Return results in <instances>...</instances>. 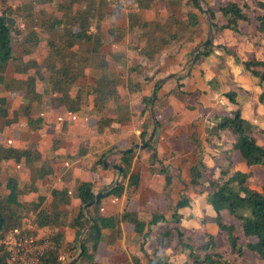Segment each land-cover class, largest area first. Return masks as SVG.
I'll return each instance as SVG.
<instances>
[{"label":"trees","instance_id":"16d2710c","mask_svg":"<svg viewBox=\"0 0 264 264\" xmlns=\"http://www.w3.org/2000/svg\"><path fill=\"white\" fill-rule=\"evenodd\" d=\"M151 1L153 0H134L133 4L136 6H129L131 10L129 31L134 27L135 22L132 21L137 17L136 11L148 8ZM177 1L181 0H174L175 3ZM203 4L207 6L212 25L218 28L220 34H228L226 38L228 42L237 41L238 44H244L250 40L260 48L255 38H264L262 36L264 1L258 2L255 9L248 0H226L220 4L211 3L209 0H187L186 5L191 9L188 13L190 26L196 27L199 24V14L205 13ZM0 7V84L7 91L23 92L25 100L14 109L6 97L0 98V132L4 127L18 124L20 121H26L32 130L41 128L43 119L35 118L32 112L33 104L36 103L41 105L49 101L52 109H65L71 115H77L83 110L85 99L91 96L94 97L95 108L99 110L103 109L107 102L120 97L119 86L123 85V82L112 74L111 61L103 50L108 42L103 30L107 20L120 14L122 4H116L115 1L111 4L110 0H0ZM252 12L256 13V20L259 23L254 27V34L251 33L250 26L249 31L243 27L244 24L252 27ZM217 13L222 15V19ZM170 16L168 30L180 28L181 22L176 15ZM17 20L25 22L26 27L20 29ZM137 22L142 25L139 20ZM108 34L117 39L122 37V33L117 35L116 28H111ZM160 44L166 43H156L155 40L145 55L153 57L154 53L161 49ZM42 45L48 48L49 54L41 63L36 60H25L26 56L36 52ZM220 48L241 60L239 54L228 48L227 44ZM213 50V44L203 47L196 55V62L210 57ZM242 63L245 71L258 79V85L262 90L259 99L264 103V59L253 57ZM11 65L14 66V70L9 77ZM89 67L97 71L93 81L88 78ZM131 71L143 74L139 66L132 68ZM143 78L145 81L149 80L145 76ZM131 83L132 80L129 81V86ZM134 90H139L137 84ZM156 92L157 89L151 97H143L146 109L152 105ZM198 94L180 93L186 99L196 100ZM233 94L229 93L227 96L234 100ZM195 106L200 108V104ZM10 115H14V118ZM212 117L216 123L210 129L209 136H213L216 143L223 137L228 139L222 143L220 151H215L212 156L213 166H209L202 159L190 168V184L195 188H202L206 193V200L216 213L214 224L220 235L218 232L201 233L197 229L182 225L184 214L181 211L191 205L192 201L189 198H182L175 206L172 205L174 211L170 219L161 213H154L151 220L146 222L137 212L125 210L120 221L134 227V231L142 240L141 250L150 264H170L172 256L168 254V250L173 242L175 245L172 254L189 255L185 264H236L230 258L232 255L243 257L248 253L257 254L264 259V186L262 185L261 190L254 188L260 185L255 171L259 169L264 171V147L257 138L259 132L264 134V128L251 125L243 118L240 110L232 115L215 111ZM106 123L107 120L102 119L93 129L102 131ZM157 127H160L159 122ZM148 128L149 126H145L141 134L142 143L150 137ZM192 141L194 142V138ZM114 150L106 152L95 167L103 168L105 159ZM141 150L151 152V169L164 176V191H172L174 180L181 175V173L174 175L178 169L172 168L170 171L162 165L153 168L159 162L153 141ZM135 151L118 154L116 164L123 169L122 173H119L121 181L105 188L99 203L90 206L88 210L85 206L96 199L94 186L91 182L79 185L76 198L80 202V210L69 224L66 217L69 215L68 207L72 198L67 185L61 190L52 191L57 202L52 203L51 208L43 206L44 201L41 197L31 205L30 210H34L35 214L33 223L36 227L34 235L37 241H49L54 245L42 258L43 264H67L68 261L64 262L62 256L64 251L73 253L70 259L76 258L81 252L79 240L85 231L84 251L72 264L95 262V254L102 241L103 231L115 228L119 222L118 218L108 217L99 212L102 199L111 196L121 198L132 187L137 188L140 184V174H131ZM234 152L240 153L245 163L244 169L234 162ZM79 154L83 155V152ZM41 158V152L38 150L0 144V174L5 173L3 163L6 162L21 166L22 170L31 175V180L23 183L24 185L18 178L8 175L5 182L7 192L0 191V239L26 223L29 209L22 197L37 192L38 181L44 180L52 173L44 168H36V163L40 162ZM114 166L111 165V171L117 172ZM165 196L168 197V193H165ZM61 206L66 208L61 209ZM224 213L233 219V223H226ZM235 222L239 223L240 230ZM159 223H163L165 227L162 229L158 226ZM68 226L75 230L76 238L74 244L68 243L65 246V234L59 228ZM225 235L230 246V256L224 255L218 244L219 236ZM197 238L203 240L198 247L195 244ZM138 262L139 259L136 260L137 264ZM0 264H12L3 246H0Z\"/></svg>","mask_w":264,"mask_h":264},{"label":"crops","instance_id":"0c3cea01","mask_svg":"<svg viewBox=\"0 0 264 264\" xmlns=\"http://www.w3.org/2000/svg\"><path fill=\"white\" fill-rule=\"evenodd\" d=\"M113 1L116 4L123 5L120 14H117V16L122 14L123 18L119 20L115 16L105 23L103 35L108 42L103 50L111 61L112 74L115 77L117 76L121 80V83L123 82V85L119 86L120 97L117 100L107 102L105 107L100 110L94 106V97L91 96L89 97L90 99H85L82 114L79 117L72 115V119L77 122L74 124L66 123L63 128L59 124L55 130L51 125L45 124L47 122L59 123L61 119L68 120L69 115L65 114L66 110L60 109L53 112L50 111L48 102H44L41 105L36 103L32 107V112L35 118L39 117L43 119L41 128L32 130L26 121H20L18 124L4 127L3 131L0 132V144L6 143L15 147L20 146L17 148L32 151L38 150L41 152L42 158L40 162L36 163V168L52 171L49 176L42 180V187L40 189L38 185L37 192H31L22 197V200L25 201L29 209L26 224L33 222L35 219L34 210H32L33 212L30 210L31 205L41 197L44 201L43 206L51 208V204L57 202L52 195V191L61 190L65 185L69 187V195L72 198L71 204L68 207L69 215L66 217V222L69 224L80 210V202L76 198L79 185L83 182H91L97 195L103 192L105 188L114 186L117 182H120L121 177L119 172L111 171L110 167L111 165H118L116 164V160L119 158V151H124L136 144H141V134L145 126H149L148 131L151 135L157 122L160 123L158 129L161 130V136L158 139L154 137L153 144L157 160L162 166L167 167L170 171L172 168L179 169L175 167L180 165L177 164L180 155L177 157L176 166H173L172 163H169L172 154H170L171 156H165V154L168 150L170 152L174 151V146L177 148L178 143L176 140L181 139L185 131V134L188 135L194 145V151L199 154L198 160L192 166L202 159L209 166H213L210 156L214 155L213 152L220 151V146L228 137L217 140V143L214 138L211 139L209 134L205 133V130L209 127L207 124H213L212 121L210 122L208 118H204L202 109L194 108L195 105L191 104L196 98L186 99V97L184 98L180 95L181 92H198V96L196 95L198 99L196 101L201 106L213 109V111L225 112L232 115L234 112L240 110L243 118L251 123V125L256 128H264V111H262L264 103L259 99L262 90L258 85V79L252 78L253 76L244 71L243 66L241 68L237 65L233 57L226 55V60L220 63L218 68L215 65L212 67L211 61L204 62L203 64L206 65L205 68L207 70L205 72L195 70V66L193 67L192 65L184 71L186 69L184 58H186L188 53L184 46L196 43L202 15L199 14V24L196 27L190 26L188 13L191 12V9L186 5L187 0L177 1V3L174 0L151 1L148 8L136 11L137 17L132 21V23H135L133 24L134 27L130 28V31L131 21L129 20V13L131 10L129 6H136V4H133L134 0H110V3L112 4ZM194 12L198 13L197 10H194ZM172 14H175L180 20L181 26L180 28L176 27L168 30L167 26L171 22L170 15ZM207 17L208 25L211 28H215L211 20H209L208 15ZM138 20L142 25L138 24ZM111 28H116L117 35L122 33V37L117 39L109 36L108 33ZM222 35L228 36L227 33ZM155 40L156 43L163 42L166 44H160L161 49L159 52L154 53L153 57H149L145 55V52L150 50V46ZM41 49H44V56L42 58L39 57ZM199 49L201 50L202 48L199 47ZM199 49L195 51V55L200 51ZM141 50L143 53H141ZM48 54V48L42 45L36 52L26 56L25 60H36L41 63ZM115 57L117 58L116 60L114 59ZM211 57H214V52L208 58ZM148 62L152 67L144 66ZM181 63H183L182 66ZM176 64L179 68L172 67ZM136 66H139L143 72L142 75L149 80L145 81L142 75L131 71ZM13 70L14 66L11 65L8 76L12 75ZM87 74L89 80L93 81L94 77L97 76V71L89 67ZM172 75H176V77L165 83L164 80L170 78ZM131 80L132 83L129 86V81ZM213 82H217V84L214 86ZM228 82L231 85H227L226 83ZM136 84L137 88L139 86L138 91L134 90ZM224 84L228 88L222 92L220 88L222 89V85ZM155 89H157V92L153 98L152 105L149 109H146V105L142 99L145 96L151 97ZM229 93H234L232 95L234 100H231V97L227 96ZM23 96V92L15 93L7 91L0 84V98L6 97L7 102L11 103L14 109H17L25 102ZM255 102H258L259 105L254 107L256 111L253 113L252 106ZM164 107H166L165 111H163ZM163 113L168 115H161ZM10 116L13 117L14 115ZM102 119L108 122L103 126V130H94L93 128ZM214 122L216 123V121ZM200 124L203 127L202 132L204 131L205 139L203 133L198 131ZM193 138L194 142L192 141ZM263 142L264 139H261V143L259 141L260 145ZM205 144L208 148H212L211 152H209V149H205L204 151L203 146ZM111 149L115 150L107 159L113 163L110 165L107 163L109 165L108 168L105 166L103 168L95 167L97 161ZM81 151L83 155L79 154ZM150 157L151 152L141 149L135 151L131 174H140V184L137 188L132 187L121 198L111 196L102 199L99 212L108 217H116L119 222L116 223L115 228L103 231L102 241L95 254V262L93 264H137L136 260L138 259V264H150L145 253L141 250L142 240L134 231V227L120 221L125 210L130 212L135 211L141 219L149 222L154 213H161L167 217L169 211L173 208L169 203V209L163 212L162 208L154 203L153 198L155 196L157 201L158 199H162L163 196L165 197V181L164 176L158 175L156 171L153 172L151 169ZM159 165L156 164L153 168L156 169ZM243 165L245 164L241 157L238 166L244 169ZM3 166L5 167V173L0 174V183L2 185L5 184L8 175L18 178L23 183L31 180L30 173L22 170L21 166L6 162L3 163ZM190 168L188 171L181 168V171L188 177L189 181ZM189 181L186 184L188 187H191V191L189 190L187 197H183L191 199L192 203L181 211L184 214L182 225L186 228L198 230L202 228L204 223H209L206 222L208 221L207 218H211V221H213L209 227H213L216 213L213 207L208 204L205 196L206 193L201 190L199 193L203 194L204 197H197L200 194L196 191L193 192L196 188L192 187ZM173 192L171 190L170 192H165L169 193V197H165L164 199L173 201V206H175L182 198L180 197L179 200H175L176 197H172ZM65 208L61 206V209ZM189 212H192V216L195 218L202 217L201 225H198L196 219H188V216L191 215ZM59 230L65 234V246L68 243L74 244L76 238L74 229L68 226L61 227ZM171 253H173V250H171ZM71 254L73 253L65 251L62 254L64 261L68 259L67 264L78 257L70 259ZM175 261L176 264H185L186 256L173 257L170 264H174Z\"/></svg>","mask_w":264,"mask_h":264},{"label":"rangeland","instance_id":"374dc122","mask_svg":"<svg viewBox=\"0 0 264 264\" xmlns=\"http://www.w3.org/2000/svg\"><path fill=\"white\" fill-rule=\"evenodd\" d=\"M209 1L211 3H214V4H220V2L226 1V0H209ZM248 1L253 6V8L255 6V9H256L257 8L256 7L257 3L260 2V1H264V0H248ZM203 8L205 10H207V6L205 4H203ZM260 13H262V11H260ZM217 16L220 19H222V15L220 13H217ZM117 18L120 20V19L123 18V15L122 14L121 15H118ZM207 18L208 17H207V15L205 13L201 15L200 29H199V32H198V35H197V38H196V43L194 45H186V46H184L186 48L187 52H188L187 55H186V58H184V61H185L184 64H185V68H186L184 71H186L188 69V67L191 65L192 59L195 57V51L197 49H199V47L200 48H203L204 43L207 41V39L209 37H212V36H213V38H212V43L211 44H213V48H214V50H213L214 57H211V58H208L206 60L199 61V62H196L195 61L192 66L193 67L195 66V70H197V71L198 70H201L202 72L207 71L206 68H205L206 65L203 64L206 61H208V62L211 61L210 62L211 66L214 67V65H215L218 68V65L220 63H222L224 60H226V58H227L226 55L231 56V55L227 54L224 50H221L220 49V47L223 46L224 44L225 45L227 44V47L228 48H230L231 50H233L236 54H239V58L241 60H237L233 56H231V57H233L235 59V63L237 65H239L241 68L243 66L242 65L243 64L242 61H244L246 59H252L253 57H256L258 59H264V38L262 37L264 35L261 36L262 38H255L256 42L259 43L260 48H257L256 45H255V43L252 42V41H250V40H247L244 44H242V43H239L238 44L237 41L228 42V40L226 39L227 36H223L222 34H220L218 32V30H215V28H211L208 25V19ZM251 22H252L251 23L252 24V27H251V25H245V24L243 25V27H244V30L246 29L247 31H249V29H252L251 33L254 34L255 33L254 27H256V26L259 25L258 21L256 20V13H254V12L251 13ZM16 23H17V25H18V27L20 29H24L26 27L25 22H19V20H17ZM248 26H250L249 29H248ZM247 39H249V38L247 37ZM43 52H44V49L43 50L41 49V51L39 52V57L42 58L44 56L43 55ZM182 65H183V63H181V66ZM144 66L145 67H152V65H150L149 62L146 63ZM172 67H175V68L178 67L179 68V66H177V64L176 65H173ZM243 68H244V66H243ZM244 71H245V68H244ZM92 74H93V72H92ZM252 78H254V77H252ZM171 79H173V78H167L166 80H164V82L166 83V81L171 80ZM254 79L256 80V78H254ZM216 84H217V82H213V85L214 86ZM226 84L227 85H231L230 82H228ZM222 86H223L222 89L219 87L222 92L225 89L228 88V86H226L225 84L222 85ZM222 95H224V94H222ZM88 99H90V98H88ZM46 102H48V106H49L50 111H53V112L58 111V110H54V109H52L50 107L51 105H50L49 101H46ZM92 103H93V101H92ZM191 104L192 105L193 104L195 105V104H199V103L195 100V101H192ZM258 105H259L258 102H255L253 104V106H252L253 113L256 111V109L254 107L255 106H258ZM195 107L196 106H194V108ZM165 108L166 107H164L163 111L166 110ZM200 109H202V114L204 115V118H208V120H210V122L212 121V123H213V124H210V125L207 124L209 127L205 130V133L210 134V131H211L210 128H212V126L215 123L214 122L215 119H214V117H212L215 114V111H213V109H210V108H205V107L201 106V104H200ZM262 111H264V108L263 107H262ZM82 112H83V110L79 114H77V116L79 117L82 114ZM65 114L66 115H69V119L68 120L61 119L59 121V123L58 122L57 123H55V122H51V123L47 122L45 125H48V126L51 125L53 127V129L55 130V128L59 124H61V127L63 128V126H65L66 122L68 124H74V123L77 122V121H74L72 119V115L70 113H68L66 111ZM154 114H156V113L154 112ZM161 115H168V114L163 113ZM154 127H155V128H153L155 130L154 136H156V133H157L156 129H158L159 127H157L155 125H154ZM202 130H203V127L200 124V126L198 128V131H200L201 133H203V137L205 139L206 136H204V131L202 132ZM208 131H209V133H208ZM185 133H186V131H185ZM185 133H184V136L181 139L176 140V142L178 143L177 144V148L174 146V151H171L170 152L168 150L166 152V154H165V156H167V155L171 156L170 154H172V157L170 158V160L168 158H167V160H169V163L170 164L172 163L173 166H176L175 163L177 162V157H179V155H180V157L178 158V162H177V164L178 165L180 164V165L177 166V167H175V168H179V169H178V172H174V175L177 176V175H179L181 173V176H180L179 179H177L173 183V187H172V191H174L173 194H172V197L173 196L176 197L175 200H179L180 197L181 198H184L183 196L187 197V195H188L187 193L189 192V190L191 191V187H188L187 184H186L189 181L188 180V177L183 174V171H181V168H182V170L188 171V169L192 166V164H194L198 160V155H199L196 151H194V145L190 141L188 135L185 134ZM258 134H260V135H257V138H260L259 140H260V143H261V139H264V134H262V132H259ZM160 136H161V133H160ZM210 138L213 139L214 137H210ZM263 143H262V146L264 147V144ZM142 144H144V143H141V145ZM17 147H20V146H17ZM203 148H204V151H205V149H209V152L212 151V148H208L206 144L203 146ZM181 150H182V152H181ZM214 153L215 152H213V154ZM218 155H219V153H218ZM210 158H212V156H210ZM233 160H234L235 163L238 164L241 161L240 154L237 153V152L236 153H233ZM105 161L107 163H109V165L113 163L112 161H109L108 159H105ZM159 164L161 165L160 162L157 163V165H159ZM243 168H245V165H243ZM170 173H172V172H170ZM255 174H256V177L258 178V183L260 185L254 186V188L261 190L263 188V186H264V171L259 169V170H256L255 171ZM22 185H24L23 182H22ZM38 185H39V189H40L42 187V180H40V182H39ZM201 190H202V188H196V189L193 190V192L196 191L198 194H200L199 192ZM0 191L3 192V193H6L7 192V189H6V185L5 184H3V185L1 184ZM164 194H165V192H164ZM199 196L204 197L203 194L197 195V197H199ZM165 197H167V196H165ZM165 197L163 196L162 199H158V201L156 199V196L153 198L155 205H158L160 208H162L163 212H164V210L167 211V209H169V203L171 204V207L173 205V201H170L169 199H164ZM168 197H169V193H168ZM171 207H170V209H171ZM173 211H174L173 209H171V211H169V213L167 215V218L168 219L171 218V215H172ZM189 213H191V215L188 216V219L189 218L190 219H196V222L198 223V225H201V223H202L201 222L202 217L195 218L194 216H192V214H193L192 212H189ZM207 219H208V221H206V222H209V223H207V224L204 223V225L202 226V228L201 229H198V230L201 233H204V232H210V233H216V232H218L219 233V230H218V228L216 227V225L214 223H213V225H214L213 227H209V225L211 224V222L213 220L211 221V218H207ZM224 219H225L226 223H233V219L227 213L224 214ZM235 223L237 224L238 229L240 230L239 223L238 222H235ZM158 226L161 227L162 229L165 227V226L163 227V223H159ZM214 228H215V230H214ZM218 235H220V233ZM200 236H201V234L199 235V238H200ZM226 237H227V235H225V237H220L219 236L218 244H219L220 251L224 255H229L230 256V246L228 244V241L226 240ZM199 238H197V240L195 242V244H196L197 247L203 241V240H201L202 238L201 239H199ZM174 245H175V242H173L172 245L170 246L171 248H169V250H168V253L169 254L171 253V250L173 249ZM184 255L186 256V261H187V258H188L189 255L188 254H184ZM171 256H173L174 258L179 257V256H175L172 253H171ZM230 258H232V260L236 264H264V259H262L259 255L254 254V253H248V254H246L243 257H236L235 255H232V257H230ZM67 260L68 259H66L64 262H67ZM174 264H176V261L174 262Z\"/></svg>","mask_w":264,"mask_h":264},{"label":"built area","instance_id":"2783aa9c","mask_svg":"<svg viewBox=\"0 0 264 264\" xmlns=\"http://www.w3.org/2000/svg\"><path fill=\"white\" fill-rule=\"evenodd\" d=\"M25 224L0 239V246L5 248L12 264H43L42 258L54 245L37 241L34 223Z\"/></svg>","mask_w":264,"mask_h":264},{"label":"water","instance_id":"95a60500","mask_svg":"<svg viewBox=\"0 0 264 264\" xmlns=\"http://www.w3.org/2000/svg\"><path fill=\"white\" fill-rule=\"evenodd\" d=\"M205 14L208 15V16H209V20H211L208 10H205ZM215 30H218V28H215ZM212 38H213V36H212V37H209V38L207 39V41H206L205 44H204V47H207V46H209V45L212 43ZM195 61H196V55H195V57L192 59V63H191V65H193ZM173 77H176V75H172L170 78H173ZM152 110H153V107H152ZM155 126H157L156 123H155ZM156 131H157L156 136H154L155 130H153L152 133H151V135H150V137H149V139H148L144 144H142V145H141V144H136L134 147H131V148L127 149V150L119 151V153L124 154V153H126V152H133V151L138 150V149H145V148H146V147H147V146L153 141L154 137H156V138H159V137H160L161 130H160V129H156ZM105 167H106V168L109 167V165L107 164L106 161H105ZM115 169H116L119 173H122V171H123L122 167H121V166H118V165L115 166ZM117 183H118V182H117ZM102 196H103V192L98 193V194L96 195V199H95L93 202L87 204V205L85 206V209L88 210L90 206L99 203V201H100V199H101ZM92 224H93V223H92ZM92 224H91V225H92ZM85 233H86V231L83 233V235H82L81 238H80L81 252H80V254L78 255L77 258H79L80 255H81V253H83V251H84V250H83V238H84ZM77 258L74 259L73 261H71V263H69V264H72L75 260H77Z\"/></svg>","mask_w":264,"mask_h":264}]
</instances>
